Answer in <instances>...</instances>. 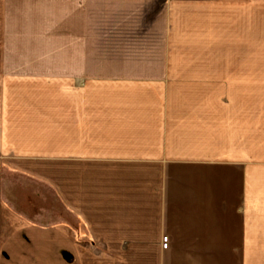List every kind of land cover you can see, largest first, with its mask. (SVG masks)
<instances>
[{
  "label": "crops",
  "instance_id": "1",
  "mask_svg": "<svg viewBox=\"0 0 264 264\" xmlns=\"http://www.w3.org/2000/svg\"><path fill=\"white\" fill-rule=\"evenodd\" d=\"M88 1L113 59L0 71V264H264V0Z\"/></svg>",
  "mask_w": 264,
  "mask_h": 264
},
{
  "label": "rangeland",
  "instance_id": "2",
  "mask_svg": "<svg viewBox=\"0 0 264 264\" xmlns=\"http://www.w3.org/2000/svg\"><path fill=\"white\" fill-rule=\"evenodd\" d=\"M92 3L0 0V71H57V59H74L73 35L77 26H81L78 32L82 39L81 51H75L82 59H113L115 50L106 32L111 19ZM91 5H96V9ZM80 8L82 14L74 16ZM109 51L113 56L107 57Z\"/></svg>",
  "mask_w": 264,
  "mask_h": 264
},
{
  "label": "built area",
  "instance_id": "3",
  "mask_svg": "<svg viewBox=\"0 0 264 264\" xmlns=\"http://www.w3.org/2000/svg\"><path fill=\"white\" fill-rule=\"evenodd\" d=\"M167 237H164L163 239H162V248L163 249H166L167 248Z\"/></svg>",
  "mask_w": 264,
  "mask_h": 264
}]
</instances>
